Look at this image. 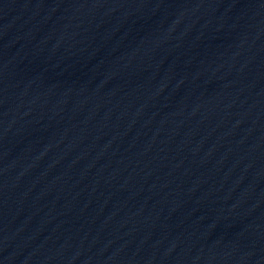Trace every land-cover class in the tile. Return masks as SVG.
<instances>
[{
    "label": "water",
    "instance_id": "water-1",
    "mask_svg": "<svg viewBox=\"0 0 264 264\" xmlns=\"http://www.w3.org/2000/svg\"><path fill=\"white\" fill-rule=\"evenodd\" d=\"M0 264H264V0H0Z\"/></svg>",
    "mask_w": 264,
    "mask_h": 264
}]
</instances>
